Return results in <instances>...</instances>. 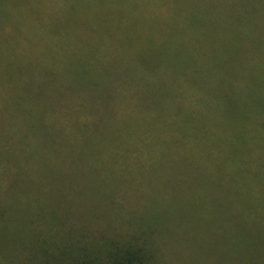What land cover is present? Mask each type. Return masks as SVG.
I'll list each match as a JSON object with an SVG mask.
<instances>
[{
  "label": "trees",
  "instance_id": "16d2710c",
  "mask_svg": "<svg viewBox=\"0 0 264 264\" xmlns=\"http://www.w3.org/2000/svg\"><path fill=\"white\" fill-rule=\"evenodd\" d=\"M176 244L264 264V0H0V264Z\"/></svg>",
  "mask_w": 264,
  "mask_h": 264
},
{
  "label": "rangeland",
  "instance_id": "374dc122",
  "mask_svg": "<svg viewBox=\"0 0 264 264\" xmlns=\"http://www.w3.org/2000/svg\"><path fill=\"white\" fill-rule=\"evenodd\" d=\"M114 6L115 7H118L119 9H121V10H123L124 9V4H121V3H118V4H114ZM107 10H108V8L107 7H105L104 9H103V11L106 13L107 12ZM154 54H159L158 53V51H156ZM146 182H144L142 185H144ZM136 186H139V188H140V184H139V182L137 181L136 182ZM138 201H139V203H140V207H138V209L139 210H142L143 209V207H144V209H145V201H144V199H143V196H142V194L141 195H139L138 197ZM119 200H121V201H123V198L121 197V198H119ZM104 210H102V212H103ZM100 220V219H99ZM95 223H96V225L93 227V228H96V226H98L99 224H98V221H96L95 220ZM100 223V222H99ZM209 227H210V225L208 226V229L207 228H205V230H201V231H198L197 233L199 234V235H201V236H205V233H207V234H211V231L209 230ZM160 245H161V242H160ZM161 247V246H160ZM174 248V252H177V253H179L180 255L181 254H183L184 253V251H186L187 253H188V247H186V246H182L181 244L179 245V246H177V244L176 245H174V247H168L167 245H165L164 247H161V256L162 257H165L166 259H167V262H168V264H174L173 263V261L171 260V258L170 257H172L173 255H174V253H173V251H172V249ZM163 264V263H162ZM164 264H167V263H164Z\"/></svg>",
  "mask_w": 264,
  "mask_h": 264
}]
</instances>
